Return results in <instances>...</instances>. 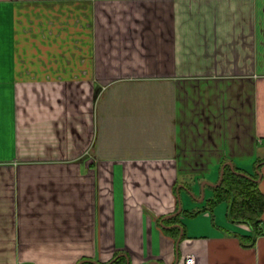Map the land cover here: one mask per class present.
<instances>
[{"label": "crops", "instance_id": "1", "mask_svg": "<svg viewBox=\"0 0 264 264\" xmlns=\"http://www.w3.org/2000/svg\"><path fill=\"white\" fill-rule=\"evenodd\" d=\"M225 160L264 193V0H0V264H264L172 221Z\"/></svg>", "mask_w": 264, "mask_h": 264}, {"label": "trees", "instance_id": "2", "mask_svg": "<svg viewBox=\"0 0 264 264\" xmlns=\"http://www.w3.org/2000/svg\"><path fill=\"white\" fill-rule=\"evenodd\" d=\"M263 163L259 160L255 166L254 174L232 167L226 160L221 166V175L219 181L211 184L213 196L206 202V206L194 211L185 212L173 217L172 221L180 222V215L184 214L190 218H195L205 211L212 214V222L215 227V209L225 202L228 205V220L236 224L248 225L254 233V237L263 234L261 227L262 216L264 213V193L260 188L262 174L260 168ZM192 189H190L191 191ZM192 192V191H191ZM122 259H117L112 264H118ZM88 264V262H84Z\"/></svg>", "mask_w": 264, "mask_h": 264}, {"label": "built area", "instance_id": "3", "mask_svg": "<svg viewBox=\"0 0 264 264\" xmlns=\"http://www.w3.org/2000/svg\"><path fill=\"white\" fill-rule=\"evenodd\" d=\"M185 264H195V256L189 255L186 257Z\"/></svg>", "mask_w": 264, "mask_h": 264}]
</instances>
